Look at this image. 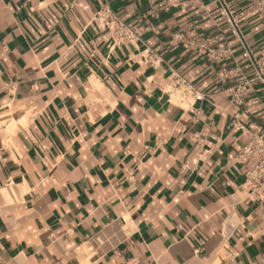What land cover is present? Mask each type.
<instances>
[{
  "label": "crops",
  "instance_id": "1",
  "mask_svg": "<svg viewBox=\"0 0 264 264\" xmlns=\"http://www.w3.org/2000/svg\"><path fill=\"white\" fill-rule=\"evenodd\" d=\"M138 36L114 47L103 7ZM246 0H0V264H264V20ZM239 18L242 38L225 13ZM217 38L221 62L173 41ZM231 71L230 78L222 70ZM180 77L202 101L172 94Z\"/></svg>",
  "mask_w": 264,
  "mask_h": 264
},
{
  "label": "built area",
  "instance_id": "2",
  "mask_svg": "<svg viewBox=\"0 0 264 264\" xmlns=\"http://www.w3.org/2000/svg\"><path fill=\"white\" fill-rule=\"evenodd\" d=\"M79 1L80 0H75L76 3ZM134 1L142 2V0ZM246 1L249 3V8L246 12L242 13L241 16L254 13L261 16L264 20V0ZM225 16L230 26L231 33L238 38H242L239 18L232 16L227 11ZM99 20L105 25V29L110 32L114 47L135 44L138 41L139 38L137 34L128 25L123 23L108 5L103 7ZM173 41L214 62H221L232 54L231 46L226 44L220 47L217 38H187L183 33H179L174 36ZM243 56L251 60L254 66V75L249 78H243L226 88L225 92L236 105L243 104L244 99L253 92L258 83L264 87V68L261 66L260 60L255 59L248 48H246ZM230 75L231 71L227 69L222 70V76L225 79L230 78ZM174 83L175 86L172 94L177 101H181L183 98H186V96H191L195 101H202L205 99V95L195 92L182 78L177 77ZM241 157H247L255 163L254 167L246 172V184L250 187V190L252 192L264 191V138L257 135L251 136L249 144L242 148Z\"/></svg>",
  "mask_w": 264,
  "mask_h": 264
}]
</instances>
